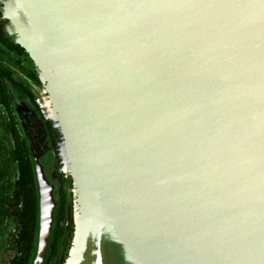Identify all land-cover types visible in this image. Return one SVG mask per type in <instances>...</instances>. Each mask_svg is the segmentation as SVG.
I'll return each mask as SVG.
<instances>
[{"label":"water","instance_id":"95a60500","mask_svg":"<svg viewBox=\"0 0 264 264\" xmlns=\"http://www.w3.org/2000/svg\"><path fill=\"white\" fill-rule=\"evenodd\" d=\"M36 4L47 41L3 33L54 84L86 220L75 264H264V0ZM20 122L42 256L56 161L28 108Z\"/></svg>","mask_w":264,"mask_h":264},{"label":"flooded vegetation","instance_id":"af4514ba","mask_svg":"<svg viewBox=\"0 0 264 264\" xmlns=\"http://www.w3.org/2000/svg\"><path fill=\"white\" fill-rule=\"evenodd\" d=\"M3 25L4 22L0 19L1 32H3ZM0 45L6 51L15 54L18 59L25 58L26 56V52L20 55L15 50H10L1 42ZM11 68V66L6 67L0 62V76L2 78L9 82L10 75L16 72L20 79L19 82L11 83V86L8 87L10 94L7 93L6 97L3 96V92L0 90V147H4V149L0 150V264H64L73 228L71 177L69 176L67 181L62 166H57L59 159L58 149L53 142L54 137L51 130L48 128L47 123L44 122L51 156L56 161L55 174L57 186L55 189L56 205L50 233L45 242V251L42 256H39L37 187L33 167L31 168L29 161L28 147L21 130L20 119L15 109V103L18 99L21 100L32 113L41 119L39 106L34 102V97L39 99L37 90L41 89L33 74L13 71ZM9 101L13 105L10 106ZM9 116L10 119H8ZM9 125L12 126L13 136L10 134ZM14 140H17V143L14 144ZM16 144L26 149L25 154L31 172L28 187L31 197H33V204H31L32 201L25 202L27 197L21 198V194L18 193L17 189L20 185L18 186L14 182L15 173H13V169L15 167V157L13 151L16 150ZM9 158L13 161H10ZM21 201L26 203V205L22 204Z\"/></svg>","mask_w":264,"mask_h":264},{"label":"rangeland","instance_id":"374dc122","mask_svg":"<svg viewBox=\"0 0 264 264\" xmlns=\"http://www.w3.org/2000/svg\"><path fill=\"white\" fill-rule=\"evenodd\" d=\"M0 4V19H2L4 24L6 23V21H8L12 25L14 30H21V34L27 39V41H29V43H33L34 45L38 44V38L42 42L47 41V36L43 28L41 15L38 9V5L36 4V0H0ZM1 13H4L6 18ZM0 62L6 67L11 66V69L13 71L16 70L22 73H30L35 76L38 82V86L47 96L49 110H45L40 105L39 99L37 97H34V102H36L39 106L41 119L38 118L34 113L32 114H34L39 120V123L44 131L45 122L52 132V135L54 137L53 142L56 144V148L58 149L59 159L57 166H62L63 161H67L70 163V165H72V153L67 136L68 134L66 131V124L59 109L58 99L54 90V84L45 71V68L40 63L39 58L34 53L27 51L25 58L18 59L15 54L6 51L5 48L0 45ZM9 80L10 81L8 82V80L0 76V90L3 92L2 94L4 97H6L7 93L10 94V92L8 91V87L11 86V83L20 81L16 72L10 75ZM12 96L14 95L12 94ZM9 104L10 106L13 105L11 101H9ZM27 108L28 106L21 100L18 99V101H16L15 109L17 111L19 119L20 114H25V109ZM21 130L23 133L22 125ZM45 134L46 136L44 138L46 139L40 144L42 146H45V144H47V146L50 148L46 131ZM62 144L65 148L64 155L61 151ZM70 177L73 193V228L72 236L67 247V252L65 254L66 261L64 264H75L78 254L81 251L80 248L84 242L86 230V220L82 204V189L80 181L78 180V174L75 169H72Z\"/></svg>","mask_w":264,"mask_h":264},{"label":"trees","instance_id":"16d2710c","mask_svg":"<svg viewBox=\"0 0 264 264\" xmlns=\"http://www.w3.org/2000/svg\"><path fill=\"white\" fill-rule=\"evenodd\" d=\"M3 32L0 31V42L2 44H4L5 46H7L10 50H15L17 53H19L20 55H23L25 53V50L23 49V47H21L19 44L14 43L12 41H10L9 39H7L6 37L4 38V34H2ZM4 35V36H3ZM8 119H10V116L8 117ZM9 130H10V134L11 136H13V131H12V126L9 125ZM13 143H17V140H14ZM17 145V144H16ZM16 152L13 151L14 154V161H15V167L13 169V173H15V179L14 182L18 184V193L21 194V198L25 199V202L28 203L29 201H32L31 204H33V197H31L30 194V189L28 187V184L30 183V165L32 168V162H31V157H30V153L29 150L27 148L28 151V155H29V161H30V165L28 163L27 157H26V149L22 146H16ZM4 149V147H0V150ZM14 150V149H13ZM10 161H13L12 159L9 158ZM27 186V187H26ZM22 202V201H21ZM26 203L22 202V204ZM32 207V205H31Z\"/></svg>","mask_w":264,"mask_h":264}]
</instances>
